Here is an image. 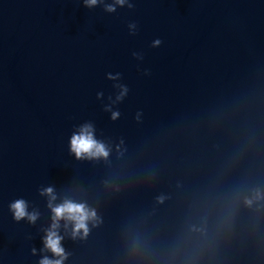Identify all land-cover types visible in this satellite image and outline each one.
Returning <instances> with one entry per match:
<instances>
[{"label": "water", "instance_id": "water-1", "mask_svg": "<svg viewBox=\"0 0 264 264\" xmlns=\"http://www.w3.org/2000/svg\"><path fill=\"white\" fill-rule=\"evenodd\" d=\"M130 2L0 0V264H38L49 185L101 217L65 264H264V0ZM86 122L107 160L69 153Z\"/></svg>", "mask_w": 264, "mask_h": 264}, {"label": "clouds", "instance_id": "clouds-1", "mask_svg": "<svg viewBox=\"0 0 264 264\" xmlns=\"http://www.w3.org/2000/svg\"><path fill=\"white\" fill-rule=\"evenodd\" d=\"M83 6L87 9H92L98 5H104V11L106 13H114L117 8L127 7L133 9L134 4L130 0H111V3L105 4L104 0H80ZM129 34L135 35L137 25L130 23L128 25ZM161 44V40L156 39L153 41L151 47L156 48ZM134 58L142 60L143 57L140 54L133 53ZM147 75V72L145 73ZM107 79L119 80L120 74L115 76L108 74ZM114 87L119 89V94L115 97V103L121 102L128 94V88L122 84H116ZM102 96V93L97 94V98ZM104 111L110 112V119L115 121L119 119L120 112L114 111L112 106L106 105ZM141 113L138 112L136 119L139 120ZM123 141H121V144ZM117 151H120V145L116 146ZM69 153L74 156L77 161L82 160H107L111 148L103 141L98 140L95 135V127L91 122L81 124L78 129L72 133L69 140ZM38 194L46 198V207L50 212V224L44 229V235L42 238L43 247L40 249L42 253L38 264H65L69 253L66 252L62 242L65 237L70 240H84L91 227H97L101 223V217L98 215L97 210L91 207L86 201H78L68 196L61 197L57 193L54 186H46L38 189ZM158 202H163L164 197H158ZM260 200H264V193L259 189H252L247 196L243 199V204L246 207H252V205ZM8 210L12 215L13 221L19 223L20 221H26L29 225H35L40 218V212L37 209H29V203L23 198H18L12 201ZM193 231H200L193 227ZM63 232V234H62ZM32 255L37 254V250L33 248L31 250ZM48 253L50 255H45Z\"/></svg>", "mask_w": 264, "mask_h": 264}]
</instances>
